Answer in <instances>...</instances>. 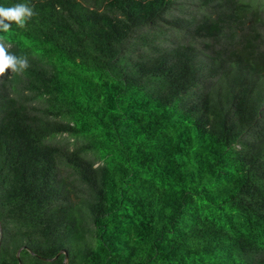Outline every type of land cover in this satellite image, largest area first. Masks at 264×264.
Here are the masks:
<instances>
[{"label": "trees", "instance_id": "16d2710c", "mask_svg": "<svg viewBox=\"0 0 264 264\" xmlns=\"http://www.w3.org/2000/svg\"><path fill=\"white\" fill-rule=\"evenodd\" d=\"M27 3L0 264H264V0Z\"/></svg>", "mask_w": 264, "mask_h": 264}, {"label": "clouds", "instance_id": "9594fccd", "mask_svg": "<svg viewBox=\"0 0 264 264\" xmlns=\"http://www.w3.org/2000/svg\"><path fill=\"white\" fill-rule=\"evenodd\" d=\"M33 15V9L27 3H15L12 6L5 7L0 5V33H7L12 25L17 28H23L27 20ZM28 66V61L23 56H18L8 51L0 44V80L5 78V71L12 73L23 72Z\"/></svg>", "mask_w": 264, "mask_h": 264}, {"label": "water", "instance_id": "95a60500", "mask_svg": "<svg viewBox=\"0 0 264 264\" xmlns=\"http://www.w3.org/2000/svg\"><path fill=\"white\" fill-rule=\"evenodd\" d=\"M61 254H65V261L68 259V252H67V250L66 249H64V250H62L60 253H59V255H61Z\"/></svg>", "mask_w": 264, "mask_h": 264}]
</instances>
